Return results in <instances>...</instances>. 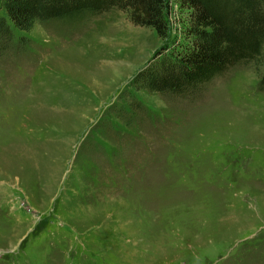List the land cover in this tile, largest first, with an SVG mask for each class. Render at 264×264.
I'll list each match as a JSON object with an SVG mask.
<instances>
[{"label":"rangeland","instance_id":"1","mask_svg":"<svg viewBox=\"0 0 264 264\" xmlns=\"http://www.w3.org/2000/svg\"><path fill=\"white\" fill-rule=\"evenodd\" d=\"M167 4L166 38L121 9L15 29L0 264H264V68L233 66L195 96L136 90L157 51L186 42L188 10Z\"/></svg>","mask_w":264,"mask_h":264},{"label":"trees","instance_id":"2","mask_svg":"<svg viewBox=\"0 0 264 264\" xmlns=\"http://www.w3.org/2000/svg\"><path fill=\"white\" fill-rule=\"evenodd\" d=\"M188 10L185 43L165 46L136 73V90L160 95H197L201 88L231 67L255 63L264 68V0H178ZM0 54L27 42L15 29L31 31L38 21L79 23L111 9H121L136 25L169 35L167 0H0ZM181 46V47H179ZM169 49L168 52H165ZM264 90V69L258 68ZM133 96V95H132ZM134 108L144 110L135 96Z\"/></svg>","mask_w":264,"mask_h":264}]
</instances>
